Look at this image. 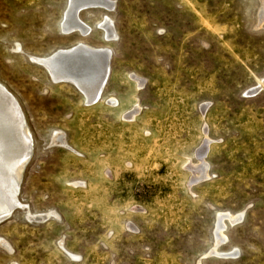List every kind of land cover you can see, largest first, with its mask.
I'll list each match as a JSON object with an SVG mask.
<instances>
[{"label": "rangeland", "instance_id": "1", "mask_svg": "<svg viewBox=\"0 0 264 264\" xmlns=\"http://www.w3.org/2000/svg\"><path fill=\"white\" fill-rule=\"evenodd\" d=\"M109 1L83 36L67 0H0V83L33 139L0 264H264V0ZM77 43L110 49L92 104L30 58Z\"/></svg>", "mask_w": 264, "mask_h": 264}, {"label": "bare ground", "instance_id": "2", "mask_svg": "<svg viewBox=\"0 0 264 264\" xmlns=\"http://www.w3.org/2000/svg\"><path fill=\"white\" fill-rule=\"evenodd\" d=\"M99 7L110 9L112 3L109 0H67L63 17L59 22L60 30L65 33L79 32L83 36L87 35L91 27L81 21L79 12L83 9ZM99 26L105 38L115 37L112 22L107 17L99 23ZM109 52L110 49L77 43L68 48L58 49L49 56L30 58L46 69L52 81L63 80L73 83L82 92L85 102L92 104L102 98L101 91L109 74ZM32 141L31 132L25 123L18 101L0 83V219L10 214L15 207L21 206L17 193L24 164L31 154ZM202 166L204 164L198 168L199 172ZM239 219L240 216L237 215L231 221L236 222ZM223 226L222 218L218 219L215 231L217 243L224 238Z\"/></svg>", "mask_w": 264, "mask_h": 264}]
</instances>
